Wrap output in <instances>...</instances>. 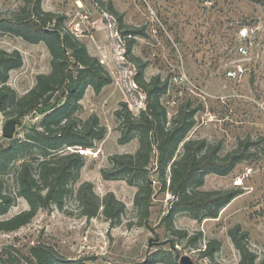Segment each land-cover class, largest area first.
Wrapping results in <instances>:
<instances>
[{
    "label": "rangeland",
    "instance_id": "374dc122",
    "mask_svg": "<svg viewBox=\"0 0 264 264\" xmlns=\"http://www.w3.org/2000/svg\"><path fill=\"white\" fill-rule=\"evenodd\" d=\"M25 1L0 0V16L20 13ZM40 6L56 17L47 29H54L61 20L62 35L71 34L110 75L112 82L99 93L91 87L84 90L77 113L81 121L95 115L106 135L93 149L80 151L84 164L62 209H40L27 225L0 232V259L28 257L30 247L46 245L67 261L87 264H144L162 252L177 264L183 256L193 264H240V254L229 237L231 230L239 228L247 234L243 243L260 262L264 257V0H41ZM110 8L121 16V26ZM242 27L257 29L246 55L237 53ZM128 31L137 34L121 35ZM0 50L17 51L22 58V67L11 71L8 80L19 96L36 85L37 76L51 72V54L43 42L30 44L0 32ZM67 55L74 77L73 58L70 52ZM231 70L237 72L234 79L226 74ZM139 71L145 82L159 77L167 84L160 102L169 119L182 104L198 109L187 140H206L219 146L221 155L235 151L239 142L255 143L248 149L250 157L232 173L204 177L202 191L239 192L216 218L196 220L181 212L174 215L168 230L163 219L173 197L161 190L152 172V206L149 219L140 224L143 212L133 204L137 187L123 179L102 178L101 171L110 168L112 156L133 154L138 148L136 138L119 144L115 112L126 105L137 116L144 109L145 94L135 82ZM67 86L68 81L62 90ZM44 115L35 112L23 118L13 139L7 140L2 137L7 119L0 114V150L22 140L26 128L38 126ZM19 163L14 162L0 178L2 189L13 199L0 221L29 208L16 196L13 171ZM85 182L100 198L111 193L124 204L120 224L112 226L102 215L92 219L81 215L76 192ZM175 231L186 233V238L180 239ZM192 238H196L193 243ZM209 243L218 244V249L212 257H203L200 251Z\"/></svg>",
    "mask_w": 264,
    "mask_h": 264
},
{
    "label": "trees",
    "instance_id": "16d2710c",
    "mask_svg": "<svg viewBox=\"0 0 264 264\" xmlns=\"http://www.w3.org/2000/svg\"><path fill=\"white\" fill-rule=\"evenodd\" d=\"M41 0H26L20 13L8 18L0 16V32L9 33L24 39L30 44L43 42L51 54V72L39 75L36 85L26 94L19 96L8 86L9 74L22 67V58L17 51L0 50V114L20 121L35 113L40 107L49 105L54 98L58 104L45 114L38 126L26 128L22 140L0 150V178L7 174L14 162H20L13 171L16 196L24 199L28 210L10 219L0 221V232H13L30 223L40 209L55 206L62 209L65 198L72 193L71 185L79 178L85 157L80 151L93 149L106 135V129L93 115L85 121L77 118L79 101L84 90L91 87L95 93L112 82L110 75L99 61L89 55L85 46L71 34L62 35L61 20L54 29L47 24L56 17L45 13ZM119 26L121 16L112 8ZM133 31L121 33L124 36L136 35ZM132 41L126 47L131 50ZM73 58L75 71L74 91L62 90L72 73L67 53ZM135 82L145 94V107L139 115H133L123 105L115 112L118 121L119 144H126L136 138L138 148L133 154L114 155L110 158V168L101 171L105 180L123 179L130 186L137 187L133 204L143 212L140 224L149 219L154 190L150 174L157 175L161 190L172 197L168 214L164 217L166 227L172 230L174 215L184 212L193 219L216 218L219 212L239 195L238 191H202L207 174L227 176L244 160L250 157L248 149L254 146L250 139L239 142L237 149L221 155L219 146H212L206 140H187L188 133L195 124L198 109L190 103L182 104L169 119L166 108L160 102L167 92V84L159 77L145 82L139 71ZM1 180V179H0ZM13 199L2 189L0 182V215H5ZM76 201L81 215L87 219L102 215L112 226L120 224L124 204L113 194L100 198L93 186L82 183L76 192ZM180 239L186 233L175 231ZM229 237L240 254V264H264V257L257 262V256L250 252L244 242L246 233L239 228L229 232ZM196 238L189 239L193 243ZM174 243V242H173ZM218 244L209 243L201 250L203 257H212ZM28 257L7 256L0 264H87L84 260L67 261L56 250L46 245L29 248ZM168 261L177 264L171 255L157 253L144 264Z\"/></svg>",
    "mask_w": 264,
    "mask_h": 264
},
{
    "label": "water",
    "instance_id": "95a60500",
    "mask_svg": "<svg viewBox=\"0 0 264 264\" xmlns=\"http://www.w3.org/2000/svg\"><path fill=\"white\" fill-rule=\"evenodd\" d=\"M75 83H74V77L71 73L68 74V86H67V92L71 93L74 91ZM57 105V101H54L53 103H50L49 105L40 107L36 113L38 115H43L49 113L51 110L54 109V107ZM19 124V121L16 119H9L7 120L2 128V137L7 140H12L13 136L15 134L16 126ZM179 264H193V262L190 260L189 257L183 256L180 258Z\"/></svg>",
    "mask_w": 264,
    "mask_h": 264
},
{
    "label": "built area",
    "instance_id": "2783aa9c",
    "mask_svg": "<svg viewBox=\"0 0 264 264\" xmlns=\"http://www.w3.org/2000/svg\"><path fill=\"white\" fill-rule=\"evenodd\" d=\"M256 30L257 29L255 27H242L238 30L237 38L239 45L237 47V53L239 55H246L248 53V47H251L254 44ZM240 70L241 69H239L238 71L240 72ZM226 74L229 78L234 79L237 75V72L231 70L228 71Z\"/></svg>",
    "mask_w": 264,
    "mask_h": 264
}]
</instances>
